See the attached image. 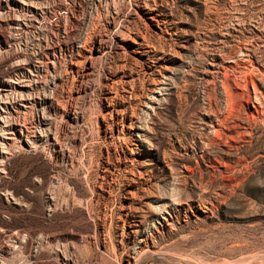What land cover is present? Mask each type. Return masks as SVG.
I'll list each match as a JSON object with an SVG mask.
<instances>
[{
	"label": "rangeland",
	"instance_id": "obj_1",
	"mask_svg": "<svg viewBox=\"0 0 264 264\" xmlns=\"http://www.w3.org/2000/svg\"><path fill=\"white\" fill-rule=\"evenodd\" d=\"M25 1L0 0V79L89 14L101 53L32 81L57 140L7 147L0 264H264V0Z\"/></svg>",
	"mask_w": 264,
	"mask_h": 264
},
{
	"label": "bare ground",
	"instance_id": "obj_2",
	"mask_svg": "<svg viewBox=\"0 0 264 264\" xmlns=\"http://www.w3.org/2000/svg\"><path fill=\"white\" fill-rule=\"evenodd\" d=\"M15 1H17V3H19L20 7H25V5H27V2L25 0H15ZM9 8L12 10L15 9V7H13V6H9ZM133 12L135 14L136 13L138 14V11L135 8L133 9ZM13 14H16V13L14 12ZM16 16L17 15H13V16L9 17L10 23H11L10 26L15 28V29L20 27L21 26L20 24L22 23L20 21L21 17L19 18ZM22 16H23V13H22ZM151 18H155V17L153 16ZM65 21H64V24H66ZM62 23L63 22H61L60 24H62ZM87 26H88L87 31L85 33H83L84 35L81 33H79V35H78L82 41L77 40L78 43H74L71 40L70 44L66 45L67 47H64V45L60 44L59 50L57 49L58 52H56V49H54V51H52L53 53L50 54L49 52H47V51H50V49L48 50V48H47V49H45V52L41 51V52H43V54L41 53V54L36 55L38 63L34 65V71L35 72H33L32 67H30V66L26 67V65H21V63H18V61H17L14 64L16 66V69L13 72V74L11 73V75L9 77L0 79V156L3 158L2 160H0L1 161L0 170L3 168V163L8 158V154H10L9 153L10 151L7 148L8 146H10V145L13 146V144H15V143L16 144L20 143V145H22L24 147H32L34 144L45 143V142H50V141L54 142L57 140L56 137L54 136V134L52 133L51 120H49L48 117L44 116L43 112L41 113L43 115L37 116V125L31 124L32 121L29 123L26 121L27 117H28L27 115L33 109L36 110L35 112L39 113L40 110L45 112L46 108H49V109L50 108H56V104L54 103L55 99L51 93H49V92L34 93V91H33L34 89L32 88V85H33L32 81H34V82L38 81L37 75L39 73L47 74V73H49V71L54 70L56 68V66L58 67V65H59L60 71L58 72V74L56 76L51 77V83L53 82L55 84L56 81H57V83L62 82L63 81V74H62L61 69L64 68V63L67 60V56H69V59L71 60V72L72 73L74 72L73 75L80 76L83 73L84 74H86V73L90 74V72L92 71V68L94 66L93 63H94L95 59L99 56V53H101V52H99L100 46L98 47V46H95L94 44L90 45V42H91L90 41V14H89ZM65 30L66 29L63 28L62 32L64 33ZM116 36L119 38L116 39L115 45H117L120 48H124V44L121 43V41H123V40L131 39V40L137 42L129 34H123L122 33V35H121L119 33H116ZM65 44H67V43H65ZM48 45H50V44H48ZM50 46H52V45H50ZM141 47H142V49H141ZM148 49L144 48L142 46V43H139V48L135 49V51L140 53V54H148L149 53ZM102 54H104V53H102ZM34 58H35V56H34ZM53 72H55V71H53ZM213 72H215V71H213ZM77 78H79V77H77ZM110 79H111V82L116 83V81H115L116 78L114 79V77H110ZM56 103H58V102H56ZM30 114H33V113H30ZM82 120H83V118H82ZM19 147H21V146H19ZM4 170H6V169H4ZM165 217H167V216L165 215L164 218ZM17 264H19V263H17Z\"/></svg>",
	"mask_w": 264,
	"mask_h": 264
}]
</instances>
